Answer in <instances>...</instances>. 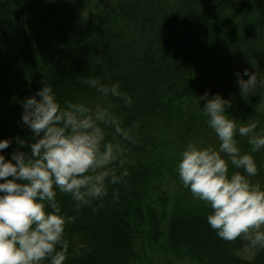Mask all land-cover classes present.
<instances>
[{"label":"trees","instance_id":"1","mask_svg":"<svg viewBox=\"0 0 264 264\" xmlns=\"http://www.w3.org/2000/svg\"><path fill=\"white\" fill-rule=\"evenodd\" d=\"M92 7L93 16L81 11ZM247 68L264 80L262 0H0V139H10L6 159L26 141L21 103L44 84L57 99H95L81 84L95 77L118 82L132 105L113 99L123 126L134 122L127 143L125 182L79 208L58 194L68 243L63 264H264L236 252L240 238L220 239L206 222L208 209L182 187L175 164L189 142L217 146L193 97L219 93L226 109L264 130V88L244 98L234 73ZM247 79V77H245ZM204 101H200L203 107ZM242 150L246 138L238 137ZM258 166L264 149L253 153ZM254 182L264 184V169ZM119 192L113 201L111 192ZM47 264V261H45Z\"/></svg>","mask_w":264,"mask_h":264},{"label":"clouds","instance_id":"2","mask_svg":"<svg viewBox=\"0 0 264 264\" xmlns=\"http://www.w3.org/2000/svg\"><path fill=\"white\" fill-rule=\"evenodd\" d=\"M234 75L243 98L264 88V80L247 68ZM81 84L97 97L62 105L52 86L44 84L22 101L20 122L31 136L15 139L20 149L29 144L27 152L14 149L6 159L3 150L11 140L0 139V264H63L65 229L74 218L63 213L58 194L69 195L77 208L92 201L102 206L110 185L124 183L129 175L123 142L135 143L139 125L124 127L113 99L131 106L132 98L118 82L92 77ZM193 98L218 145L189 141L175 173L209 210L206 222L220 239L241 238L253 248H264V184L252 179L264 169L253 156L264 149V130H257L255 120L233 117L226 111L231 101L219 93L205 91ZM255 110L264 112V105ZM238 137L246 138L249 150H242ZM111 196L116 201L119 192L113 190Z\"/></svg>","mask_w":264,"mask_h":264},{"label":"rangeland","instance_id":"3","mask_svg":"<svg viewBox=\"0 0 264 264\" xmlns=\"http://www.w3.org/2000/svg\"><path fill=\"white\" fill-rule=\"evenodd\" d=\"M264 1V0H262ZM94 9V6H92L91 8L88 6H85L81 13L85 18H90L91 15L93 16V13H91V10ZM241 246L240 248H237L236 252L239 256H241L242 258H247V259H253L257 253H259V251H261L263 248H253L251 246H249V244L247 243V241L241 239ZM177 264H190L187 261L184 262H177Z\"/></svg>","mask_w":264,"mask_h":264}]
</instances>
